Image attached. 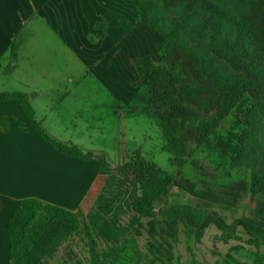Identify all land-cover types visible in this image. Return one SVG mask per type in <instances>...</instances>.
<instances>
[{
	"label": "crops",
	"instance_id": "crops-1",
	"mask_svg": "<svg viewBox=\"0 0 264 264\" xmlns=\"http://www.w3.org/2000/svg\"><path fill=\"white\" fill-rule=\"evenodd\" d=\"M131 12L126 0H0V94L28 95L45 133L106 156L113 170L136 151L153 165L166 155L160 122L131 106L134 60L147 54L131 40ZM130 190L120 175L102 174L98 159L70 158L43 141L17 104L0 103V264H10L9 219L31 198L74 213L99 252L104 240L117 251L134 216L125 208Z\"/></svg>",
	"mask_w": 264,
	"mask_h": 264
},
{
	"label": "trees",
	"instance_id": "trees-1",
	"mask_svg": "<svg viewBox=\"0 0 264 264\" xmlns=\"http://www.w3.org/2000/svg\"><path fill=\"white\" fill-rule=\"evenodd\" d=\"M223 1L231 4L236 0ZM135 2L141 11L144 23L162 37L161 42L156 46V52L162 54L167 62H172L177 48L188 49L192 52L196 64L199 65L194 68L198 71L202 70L207 75L206 89L212 95L209 110L218 119L213 130L246 96L250 98V105L246 111L245 124L255 127L256 122L264 119V43L259 36L258 28L254 27L251 19L219 9L207 0H195L193 3L179 1L178 5L172 7L171 10L181 17L182 26L189 30L184 41L179 30H167L158 25L156 19L149 17L152 10L150 2L146 0H135ZM253 2L254 0H240V7L248 10ZM192 43L197 47H208L219 59L228 61L237 72H241L245 77H222L215 68L205 67ZM18 50L19 44L14 43L11 52L12 63L8 67V72L16 67ZM151 62L150 57L136 61L140 74V80L136 86L140 90H146L144 94L137 95L140 107L136 109L157 119L164 132L163 122L173 119L180 112L171 98L175 78L164 75L155 76L158 69H155ZM141 64L145 65V69L142 70ZM6 101L17 104L35 134L54 149L70 158L86 161L96 158L100 162L102 174L116 173L130 184V195L125 202L126 210L139 220H161L165 225L161 229V234L166 236L163 244L160 245L163 248L158 250L161 257L165 255L167 258L163 264L172 262L173 245L178 242L180 223L196 231L207 228L211 222L221 229L228 228L215 215L208 216L203 222H196L189 213L168 205V198L174 188L192 196H199L194 186L183 177L182 173L171 176L166 171L155 167L140 151L133 153L125 167L113 170L106 156L84 154L79 149L60 143L45 133L36 121L35 111L28 95L23 93L0 94V103ZM17 125L23 132H28L27 124L17 122ZM212 129L202 131L198 137L201 142L208 139ZM239 148V155L245 156L253 153L254 160H262L258 150L262 148L264 151V143L253 129L243 131ZM166 149H169L168 144ZM198 170L201 173L207 172L203 167H198ZM208 175L211 176L209 173ZM211 188L213 202L226 210L236 209L248 198L255 201L256 207L251 216L239 220L233 229L241 227L254 242L264 244V178L254 175L250 179H241L221 185L214 184ZM65 221L74 222L76 226L73 229L79 228L78 217L66 209L33 198L21 201L8 222L10 264H45L42 256L35 251L40 244L37 243V237L43 228L55 227L58 223ZM140 226V228L144 227V225ZM126 230L121 229L120 236ZM150 230L154 235L157 232L156 224L150 225ZM85 236L90 243L92 264H103L99 244L87 225Z\"/></svg>",
	"mask_w": 264,
	"mask_h": 264
},
{
	"label": "rangeland",
	"instance_id": "rangeland-1",
	"mask_svg": "<svg viewBox=\"0 0 264 264\" xmlns=\"http://www.w3.org/2000/svg\"><path fill=\"white\" fill-rule=\"evenodd\" d=\"M126 1H129L132 11V42L141 43L147 48L144 57H150L153 67L158 69L155 76L175 78L171 98L180 112L173 119L163 122L166 145L168 144L169 149L165 146L166 155L157 159L154 166L171 176L182 173L199 195L192 196L174 188L167 203L179 211L189 213L196 222H203L208 216L215 215L228 227L221 229L211 222L207 228L196 231L180 223L178 242L173 245L171 264H264V244L254 242L241 227L233 229L239 220L251 216L256 207L255 201L248 198L236 209L226 210L211 198V187L214 184L221 185L250 179L254 175L264 178L262 148L258 150L262 160H254L253 153L239 155V141L246 129H253L264 143V119L256 122L255 127L245 124L246 111L250 105V98L246 96L213 130L218 119L209 110L212 95L206 89L208 78L202 70L198 71L194 68L199 65L196 64L192 52L177 48L172 62L163 59L162 54L156 52V46L161 42L162 37L144 23L135 0ZM146 1L152 4L149 17L156 19L158 25L167 30H179L185 41L189 30L182 26L181 17L174 14L171 9L177 6L179 1L193 3L195 0ZM207 1L219 9L251 19L264 43V0H254L248 10L241 9L240 0L231 4L224 3L223 0ZM153 36L155 42L152 45ZM192 45L205 67L215 68L222 77H245L228 61L219 59L208 47H197L194 43ZM142 57L140 59H144ZM138 58L134 60L137 71ZM141 68L145 69V65L141 64ZM139 80L138 71V77L131 85L135 96L131 104L133 108L140 107L137 95L146 92L145 89L140 90L136 86ZM208 129H212V132L206 141L201 142L198 137L202 131ZM198 167H203L207 172H199ZM126 221L130 228H124L127 230L121 235L119 240L121 243L117 251L112 249L114 242L109 240L101 242L103 264H163L167 258L158 254V250L163 248L160 245L166 237L161 234L162 227H165L161 220H139L137 217L129 216ZM153 223L157 227L154 235L150 230V225ZM140 225L144 227L140 228ZM75 226L74 222L65 221L55 227L42 229L37 237V243L40 244L35 251L42 256L46 264H92L90 243L85 237L84 228L81 231L80 227L75 230L73 229Z\"/></svg>",
	"mask_w": 264,
	"mask_h": 264
}]
</instances>
